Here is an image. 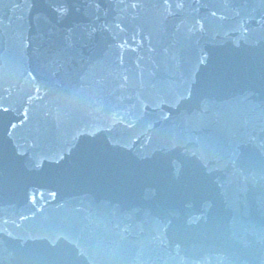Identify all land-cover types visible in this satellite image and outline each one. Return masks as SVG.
<instances>
[{"label": "water", "instance_id": "1", "mask_svg": "<svg viewBox=\"0 0 264 264\" xmlns=\"http://www.w3.org/2000/svg\"><path fill=\"white\" fill-rule=\"evenodd\" d=\"M0 264H264V0H0Z\"/></svg>", "mask_w": 264, "mask_h": 264}]
</instances>
